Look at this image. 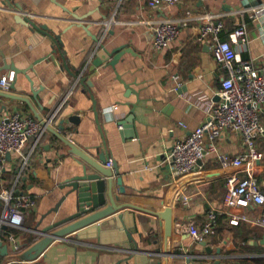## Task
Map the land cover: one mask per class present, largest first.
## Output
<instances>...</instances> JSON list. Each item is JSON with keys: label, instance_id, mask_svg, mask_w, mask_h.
<instances>
[{"label": "crops", "instance_id": "0c3cea01", "mask_svg": "<svg viewBox=\"0 0 264 264\" xmlns=\"http://www.w3.org/2000/svg\"><path fill=\"white\" fill-rule=\"evenodd\" d=\"M261 6L263 0H180L156 11L147 0H0V78L12 71L6 66L17 70L11 88L0 87V121L20 114L42 130L21 154L2 157L0 191L31 195L35 205L22 228L0 229L8 251L0 264L13 245L20 248L13 255L22 260L40 240L36 227L42 230L76 212V193L63 185L84 166L95 172L92 164L113 172V206L123 208L104 221L127 212L142 252L128 258L108 227L99 240H77L72 232L22 264H264V227L253 223L264 217V205L227 211L223 205L230 175L254 176L264 191V135L256 140L260 159L237 168L223 161L245 151L241 135L230 130L221 132L216 151L190 174L174 175L166 159L221 101L227 74L212 56L211 37L201 36L200 16L220 22L218 38L258 68L264 18L254 20L251 12ZM161 21L179 23L180 32L169 48L157 50L152 30ZM240 26L246 29L245 44L231 40ZM99 45L108 51L123 48L115 67L91 69ZM130 115L133 121L125 128L122 122ZM118 177L121 186L115 184ZM210 211L216 220L202 240L175 232L176 222H192L202 231ZM238 217L248 221L233 225L230 220ZM6 228L12 230L8 235Z\"/></svg>", "mask_w": 264, "mask_h": 264}, {"label": "built area", "instance_id": "2783aa9c", "mask_svg": "<svg viewBox=\"0 0 264 264\" xmlns=\"http://www.w3.org/2000/svg\"><path fill=\"white\" fill-rule=\"evenodd\" d=\"M180 0H147L150 9L161 11ZM187 14H189L187 12ZM211 16H200V32L203 38L211 37V51L214 60L226 71L221 81V101L214 107L209 119L192 131L184 140L176 142L166 159L172 163L171 170L176 176L186 175L196 170L197 164L207 153L216 151L214 140L222 131L230 130L241 135L245 151L233 159L223 158L225 163L237 168L243 164H251L260 159L256 148V140L264 135V54L257 68L251 60H243L232 44L222 41L218 34L223 28L220 22H213ZM251 18L260 20L264 18V6L253 9ZM187 22L184 20L183 26ZM152 45L157 50L170 47L180 32L177 22L161 21L152 30ZM235 43L247 42L245 26L236 28L231 34ZM15 73L10 71L0 78V87L7 91L11 88ZM42 130L38 122L20 114H13L0 121V173L2 171V157L7 153L21 154L23 148L31 138H38ZM107 167L112 166L108 160ZM186 201V199H185ZM0 229L2 227L22 228L26 213L35 205V198L28 194H18L14 190L0 191ZM264 205V191L260 189L254 176L239 178L236 174L226 179V192L223 199L225 211L230 208L245 205ZM216 215L214 211L208 214V222L204 229L199 231L192 222H176L174 230L177 233H187L194 240L200 241L214 224ZM240 220L248 221L245 217L233 218L230 222L237 225ZM264 227V217L253 222ZM13 241V236H9ZM19 246L13 245L4 264H22L16 257Z\"/></svg>", "mask_w": 264, "mask_h": 264}, {"label": "water", "instance_id": "95a60500", "mask_svg": "<svg viewBox=\"0 0 264 264\" xmlns=\"http://www.w3.org/2000/svg\"><path fill=\"white\" fill-rule=\"evenodd\" d=\"M20 20L23 23L28 22L27 19L20 18ZM31 26L34 29H41L33 23H31ZM122 49L123 48L115 51H108L104 45H99L94 52V58L91 60V69L93 70L104 64L115 67L116 63L123 55ZM3 69L12 70L15 75L17 73L13 65L6 66ZM87 85L91 86L89 82H87ZM69 119L71 121L77 120L75 116H71ZM132 121L133 118L130 115L122 124L126 128L127 125L125 122L130 124ZM107 162L108 160L106 158L105 163ZM92 166L95 172H88L87 168L84 166L80 175L65 182V185H63V188L65 186L71 188L69 193H76V212L42 230H37L36 227L35 236H40V240L36 241L28 248L21 256L22 260H35L54 240L65 239L64 237L72 232H77L75 235V239L77 240H89L93 238H98L99 240L104 233V229L108 227L112 228L114 231L113 233L116 240L114 244L119 247L122 253L126 254L128 258L133 257L135 253L142 252L139 250L138 244L134 239L133 234L135 233V228L127 212H122L117 216H113L114 218H111V220L104 221V219L111 217L123 208L117 209L113 206V199L115 200V195L111 192L114 187L113 172L110 169H102V166L100 167L95 164H92ZM115 182L116 185L121 186V177L115 179ZM65 197H63L50 212H56ZM118 199L119 198L116 200ZM122 202L125 203V200ZM100 221L104 222L101 224ZM7 253V246L0 242V258L6 256Z\"/></svg>", "mask_w": 264, "mask_h": 264}, {"label": "trees", "instance_id": "16d2710c", "mask_svg": "<svg viewBox=\"0 0 264 264\" xmlns=\"http://www.w3.org/2000/svg\"><path fill=\"white\" fill-rule=\"evenodd\" d=\"M11 232H12V230H10L9 228H6V230L3 231V234L8 235V234H10ZM0 263H1V261H0Z\"/></svg>", "mask_w": 264, "mask_h": 264}]
</instances>
